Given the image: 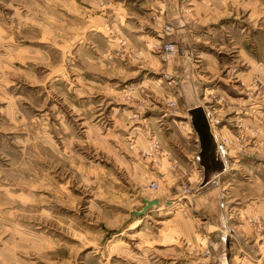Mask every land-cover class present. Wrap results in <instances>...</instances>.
Returning a JSON list of instances; mask_svg holds the SVG:
<instances>
[{
    "label": "rangeland",
    "instance_id": "obj_1",
    "mask_svg": "<svg viewBox=\"0 0 264 264\" xmlns=\"http://www.w3.org/2000/svg\"><path fill=\"white\" fill-rule=\"evenodd\" d=\"M0 264H264V0H0Z\"/></svg>",
    "mask_w": 264,
    "mask_h": 264
},
{
    "label": "water",
    "instance_id": "obj_2",
    "mask_svg": "<svg viewBox=\"0 0 264 264\" xmlns=\"http://www.w3.org/2000/svg\"><path fill=\"white\" fill-rule=\"evenodd\" d=\"M197 111V120L194 122V129L197 132L199 136L200 141V153H201V160L202 165L205 167L209 164V161L212 159L214 163H216L215 158L213 157V147L211 144V134L209 132L208 128V120L205 117L203 110L201 108L196 109ZM213 166V163H211ZM214 168V167H213ZM144 207L140 212L134 213L136 216L144 215L146 212H148L153 206L158 205V200H143Z\"/></svg>",
    "mask_w": 264,
    "mask_h": 264
},
{
    "label": "crops",
    "instance_id": "obj_3",
    "mask_svg": "<svg viewBox=\"0 0 264 264\" xmlns=\"http://www.w3.org/2000/svg\"><path fill=\"white\" fill-rule=\"evenodd\" d=\"M217 161V160H216ZM214 161L211 159L209 161V164L207 166L204 167L206 174L207 172H210L212 169L214 170L216 166H213L211 163H213ZM214 167V168H213ZM216 170V169H215Z\"/></svg>",
    "mask_w": 264,
    "mask_h": 264
},
{
    "label": "built area",
    "instance_id": "obj_4",
    "mask_svg": "<svg viewBox=\"0 0 264 264\" xmlns=\"http://www.w3.org/2000/svg\"><path fill=\"white\" fill-rule=\"evenodd\" d=\"M164 50L168 54L169 53H172L174 51L173 46H171V45H166L165 48H164Z\"/></svg>",
    "mask_w": 264,
    "mask_h": 264
}]
</instances>
